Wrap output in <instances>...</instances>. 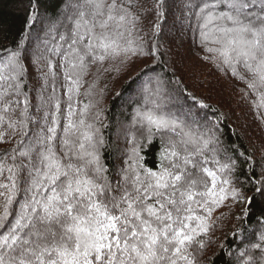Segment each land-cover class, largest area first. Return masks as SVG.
Masks as SVG:
<instances>
[{
	"label": "snow or ice",
	"instance_id": "1",
	"mask_svg": "<svg viewBox=\"0 0 264 264\" xmlns=\"http://www.w3.org/2000/svg\"><path fill=\"white\" fill-rule=\"evenodd\" d=\"M164 3L61 0L41 35L40 0H29L24 29L0 45V264H206L213 213L244 201L246 219L264 203V164L257 173L247 153L226 147L209 106L166 78ZM181 20L203 62L264 108V0H182ZM137 64L138 99L109 168L93 97L103 96L101 77ZM189 97L192 106L181 102ZM231 255L264 264V231Z\"/></svg>",
	"mask_w": 264,
	"mask_h": 264
},
{
	"label": "trees",
	"instance_id": "2",
	"mask_svg": "<svg viewBox=\"0 0 264 264\" xmlns=\"http://www.w3.org/2000/svg\"><path fill=\"white\" fill-rule=\"evenodd\" d=\"M143 2L150 10L155 0ZM60 4L61 0H40L42 15L34 26L36 32H40L47 24L48 19L58 11ZM28 7L29 0H0V20L4 21L7 36L6 39L0 36V45H10L24 29ZM162 11L165 15L160 18L161 40L172 49L171 54L165 57L169 62L166 78L182 79L191 96L197 100L202 99L209 109L216 110L214 113L209 109L203 111H208L212 120L219 118L222 122L225 146L231 145L236 151L247 153L259 173L261 164H264V108L256 109L253 106L254 98L245 95L246 89L242 83L231 75L218 72L212 64L203 62L199 49L192 42L186 22L183 29L181 28L182 0H165ZM144 15L143 26L145 30H150L155 16L150 11ZM40 34L43 35L42 32ZM140 67L141 65L137 64L135 69L125 71L120 76L113 74L101 77L97 90L103 91V96L93 97L99 100V109L102 110L101 132L106 143L101 155L109 168L117 166V157L124 146V139L119 133L121 126L130 119L138 99L141 80L137 72ZM129 75L131 79L127 78ZM83 91L84 89H81L82 93ZM80 100L82 104L88 103V99L83 95ZM181 102L188 106L194 103L190 97L182 99ZM96 110L93 109V112ZM195 110L193 107V111ZM3 147L7 146L0 145V149ZM156 150V146H153L148 152L149 164L152 163ZM246 206L244 201L234 204L229 200L225 206L213 213L211 221L214 229L207 237L211 243L205 253L206 264H234L231 254L256 242L259 234L264 231V203L259 200L254 202L250 214L245 219L242 214ZM238 216L241 219L238 220Z\"/></svg>",
	"mask_w": 264,
	"mask_h": 264
},
{
	"label": "rangeland",
	"instance_id": "3",
	"mask_svg": "<svg viewBox=\"0 0 264 264\" xmlns=\"http://www.w3.org/2000/svg\"><path fill=\"white\" fill-rule=\"evenodd\" d=\"M176 1H178V0H176ZM44 23V22H43ZM124 112V111H123ZM117 122H119V120H117ZM120 133H121V131H120ZM119 133V134H120ZM120 136H121V134H120ZM122 137V136H121ZM243 203V202H242ZM242 203H240V204H242ZM232 257H233V259H234V256L232 255Z\"/></svg>",
	"mask_w": 264,
	"mask_h": 264
}]
</instances>
